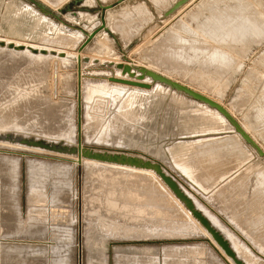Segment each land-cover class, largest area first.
Here are the masks:
<instances>
[{
  "label": "rangeland",
  "instance_id": "obj_1",
  "mask_svg": "<svg viewBox=\"0 0 264 264\" xmlns=\"http://www.w3.org/2000/svg\"><path fill=\"white\" fill-rule=\"evenodd\" d=\"M21 1L30 8H33L46 20H51L55 25L53 30L41 29L36 38L21 39L16 37L15 39V36L13 37L10 35L9 31L11 25L13 27H17L18 24L15 21H11V24L6 23L7 21H5L2 17L6 8L5 6L9 0H0V38H9L10 36V39H15V41L18 40L22 43L25 42L26 44H35L43 47L47 51L44 54L43 52L38 53L39 51L29 52L26 49L23 50L24 47L21 49L18 48L19 50L17 51V48L15 49L13 47L11 49L10 47H2L3 44L0 45V47H2L0 48V63H3L6 66L0 77V264H78L79 232L82 233V236L84 235L88 227V223L86 222L87 217L90 218V224L93 230L96 229V226H108L113 219L111 215L112 209L110 207L113 202H117L119 204L127 203L130 205H138L139 207L144 208L146 207L149 215H152V213H150V209L154 205L156 210L160 213L159 218H153L156 223L163 225L167 222L173 223V221H175L174 219L169 220L167 216L172 218L177 217L178 219L184 218L192 221L193 224L195 223L194 225L198 228V231L201 230L199 232L203 233V229L198 226V224L196 225L197 222L192 217H189L185 208L175 200L159 179L154 175L151 177L149 175L150 173H147L148 176L143 173L139 174L138 172L136 175H130L128 169H112L114 167H106L103 169V175H101L104 180H97L95 182L96 186H93L89 193L88 191L83 190L85 178L83 166L80 167L82 169L81 177L79 178V166H76L72 178V164L77 161L76 158H71L69 156L62 157L59 154H45L34 150L24 151V148L4 144V142L11 144L19 143L5 140L2 137L7 135L16 138H25L26 140L32 137L29 140H42L55 145L62 143V145L68 148L76 147L78 139L79 85L82 84V86L80 85L82 88V145H85L84 147L86 148L99 151L142 154V152L138 149L122 148L114 143L111 144L106 140L97 137L98 131H103L104 126L106 127L107 123L111 124L114 122L112 127L106 130L107 133L117 135V133H119L117 130L119 131L121 129L120 121L117 118V115H120L121 108L119 109V107L122 106L123 101L125 102V97H123V99L121 98L123 101L121 99V101H119L117 100L118 98L115 99L113 97L112 92L117 90L119 92L124 91L123 93L126 94L127 92L132 93L135 91V89L132 90L133 88L131 87H123L122 85H117V83L107 80L109 77L120 76L117 64L110 66L102 64L104 60H113L116 63H122L124 65L129 64L130 67L133 66L132 68L134 70H137L140 67H146L154 70L155 72H158L219 102L232 113V115L242 124L244 128L247 127V123L249 124H247L248 128L252 127L253 133L250 129L249 134L264 150V0H246L248 4L251 5V8H256L258 18L252 13L247 11L243 12V8L237 6L239 9L237 7L232 9L231 6H228V9H230L227 12L228 17L226 21L228 24V30H225V32L221 33V35H217L213 38L216 41V44L214 43V45H211L204 39L197 38L195 36L186 38L180 32L179 28L176 29V25L181 23L182 20V23H190L192 25L191 15H193L194 18L199 16L200 21H203L204 16L206 18L212 17L213 13L208 15V13L205 12L207 10L206 6H209L213 1L164 0L163 2L167 4L171 2L169 7L165 9L166 11L163 10L162 12L157 13L152 8L154 17L149 23L146 25L143 24L151 16L143 18L139 25L126 28L127 30L125 29L127 32L124 31L123 37L124 39H129V42H126L127 46L125 45V41L122 40L118 34L114 35L113 32L110 33L111 31L109 29L102 30L107 33V36H109V38L105 39V43L112 49L113 54L111 55L113 58L110 55H103L102 57L98 56V58H100L98 62L88 65L85 63L81 64L74 59L75 54L79 51L77 49H80L90 32L101 26V6L115 5L120 0H107V3L96 1V4L92 7H83L81 4L75 5V0ZM140 1L144 0H123L122 3L117 4L112 9L120 11L125 6L134 5ZM209 1L210 3H208ZM198 7L201 9L199 10ZM226 11L227 10H225V14ZM72 12L84 14H80L76 17L71 16V20L69 13ZM88 14H92L91 16H94L95 20L88 19ZM221 14L222 12L217 13V15ZM222 20L223 22L220 26L225 27V19ZM94 22L95 24H93ZM256 24H259L258 27ZM45 33L48 34L46 35ZM63 34H74L79 38L77 44L75 45L76 47L74 46L75 49L74 47L66 49L58 43V39ZM168 36L171 38H168ZM223 37H228V40L224 41ZM167 38L169 41L171 39V41L167 42ZM174 38H176L175 41L173 40ZM179 38L183 39L182 41H184L185 45L188 46L187 48L192 45H196V48L199 51L207 53L206 55L210 53L215 55L217 58L219 57V59L220 57L223 60L226 58L228 66L223 69L221 68L222 66L220 67L216 64L218 66L216 67L215 64H210L208 62L209 60L206 59L205 61L204 56L199 57V59L197 58V60L195 59L196 62L190 65H187L182 61L175 60L171 54L177 52L176 50L179 49L178 47H181L179 44ZM99 39L102 40L103 37H95L90 42L88 47L84 49L85 52L82 51L83 53L80 54L81 57L89 56L92 59L97 58L94 49L99 45ZM130 40L133 41L131 42ZM157 41L158 43L156 44ZM166 42L169 46L166 45ZM171 42H173V44L177 43L180 46L177 44L173 45ZM167 47L169 50L166 49ZM173 47L176 50H174ZM88 48H90V51ZM167 50L169 53H167ZM226 61L223 63L226 64ZM70 63L74 65H71ZM57 64L59 65L57 66ZM184 66L190 67L185 68ZM75 67H77V69ZM6 70L10 71L11 75ZM151 85L152 89L155 90L157 86L154 83ZM108 87L110 90H108ZM161 93L164 94V92ZM170 94H174V91L169 90L168 96H171ZM177 96H181V98L185 97L187 102L189 100L193 107H198V104L191 101L194 100L192 97L179 91H177ZM185 98H182V101L185 102ZM105 100H108L107 103ZM207 112L212 113L210 109H208ZM247 113L249 116H247ZM244 115L250 119L251 124L249 123V119ZM256 118L263 121L257 122L258 120ZM243 121H245V125H243ZM256 127L259 128V130ZM65 130H67V132L70 131L68 133H72L76 139L75 143H69L72 145L70 147L67 146V142L62 136ZM228 133L229 135L232 134L228 130H221L196 136L168 137L167 140L164 141V144L166 145H171L173 142L179 140H189L193 142L192 146L194 149L191 147L193 150L191 149L189 154L186 157H183L184 159L180 157V167L183 168L185 172L175 167L173 165L175 164L173 161L169 165L161 162L160 164L182 186L185 192L191 196L194 204L197 207L199 206L202 210H199L202 214H205L206 212L209 216L216 218L218 221L220 220L221 222L219 221V224H221V227L226 232H230L231 235L234 234V238L243 246L248 248L250 257L254 262L252 264H264V180L257 178V175L259 174L264 175V159L261 158L256 151L254 152L252 149L253 147L246 142L245 143L250 151V153L247 154L249 156L246 157L244 154L239 156L240 158L234 156L229 157L228 154H226L225 158H214L212 160L213 162L215 159H220V161L214 162L215 164L211 163L212 165H208L207 160H209L210 163L211 157L207 156V152H204V154L207 153V155L205 154L207 157H204L205 155L200 153L205 149L204 141L211 142V139H213L212 141H217L222 137L224 138L228 136ZM210 134L213 136H210ZM183 142L186 143V141ZM201 143L203 145H201ZM244 150L245 149H243V151ZM143 155L151 160H155L145 154ZM202 156L204 157L203 160H201ZM156 162L159 161L156 160ZM201 163L204 164L202 165ZM234 165L235 168L233 167ZM189 172L190 174H188ZM131 173L135 172L131 171ZM139 175L144 177L143 180H146V177H151L152 180L150 178L149 179L155 185L157 184L156 186L153 184L155 187L154 189L156 190L149 189L148 187V190H146V186H141L140 188L138 186L140 185V181L135 178ZM126 177L129 178V180L131 179V181L126 180ZM154 180L156 182H154ZM135 182L137 184H133ZM162 192L164 193L162 194ZM238 193L241 196H239ZM88 195L92 196L91 200ZM169 197L170 199H173L168 200ZM80 202L81 207H79ZM148 203L151 205H148ZM170 205H172V207ZM175 205L177 208L179 205V208L177 209ZM243 206L246 207L243 208ZM88 213L91 217H89ZM181 213H185V215L182 214V216ZM130 217H132L131 219H144L141 215L138 216L137 214L133 216L131 215ZM261 218L263 219V223L261 222L260 225L255 226V223H258ZM77 219L79 223H77ZM107 219L110 222L107 221ZM114 221L115 219H113L112 222ZM240 229H242V231ZM70 232L72 233V236H74V240H72L73 237L70 236ZM203 234L201 238L178 239L177 241L150 240L139 242H117L109 240L108 246L105 249L107 254V264H114L113 248L120 245H168L169 247L177 248L169 249L170 251L174 252L177 250L180 252L176 255L169 254L166 257H161L162 259H159L160 262L158 264H172L170 261H175L177 262L176 264H180L181 262L183 264H193L198 261V263L194 264H232L223 252L217 248L215 244L209 241V237L206 233L204 235ZM53 239L56 240L54 241ZM82 241H85L84 236L82 237ZM255 242L257 244H255ZM72 247H74V252L71 250ZM190 247H198V249H195L196 251L191 249V252L194 251L193 254L187 255V248ZM246 247L245 249H247ZM87 254V250L84 248L83 244L82 264H101L98 260L95 261V259L89 258ZM142 258L148 260L146 257ZM164 258H166L165 262H163Z\"/></svg>",
  "mask_w": 264,
  "mask_h": 264
},
{
  "label": "bare ground",
  "instance_id": "obj_2",
  "mask_svg": "<svg viewBox=\"0 0 264 264\" xmlns=\"http://www.w3.org/2000/svg\"><path fill=\"white\" fill-rule=\"evenodd\" d=\"M96 1H99L101 3H107V0H84L83 3L81 4V6L83 7H92L93 5L96 4ZM164 0H144V1H140L134 5H127L124 8H122V10L120 11H115L113 9H110L107 11L106 13V25L108 27V29L111 31L110 33L113 32V34H118L122 40L125 41V45L126 42H129V39H124L123 34L126 28L129 27H134L135 25H139L140 22H142L143 18H148L149 19L146 21L145 19V23H143L144 25H146L147 23H149L152 19H153V14L152 13V8L157 12L160 13L163 10L167 9L169 7V5L171 4V2L169 4L163 2ZM193 1V0H192ZM206 1V0H205ZM213 1L209 6H206L207 10L205 13L211 14L213 13L212 17H207L206 18L204 16L203 21H200V17L198 16L197 18L193 17V15H191V22L193 23L192 25L189 23H179L176 25V29L179 28L180 32L183 34V36H185L186 38L188 37H197V38H202L205 41L209 42V44H213L216 42L215 39H213L215 36L217 35H221V33L225 32V30H228V24L226 23L227 21V12L229 7L231 6L232 9L236 8L237 6L240 8H243L244 10H242L243 12H249L252 13L254 15L257 16L258 18V14L256 11V8L253 9L251 8V5L248 4V2L246 0H210ZM210 1L208 3H210ZM218 1V2H217ZM246 1V2H245ZM249 1V0H248ZM191 2V1H190ZM238 5H237V3ZM45 3V2H44ZM67 3V2H66ZM173 3V2H172ZM107 5V4H106ZM31 6V5H30ZM49 6V5H48ZM63 6V5H62ZM6 7V8H5ZM5 11L3 13V19L5 21H7L6 23H10L12 22H16L18 25L17 27H13L11 25L10 27V35H12L15 39L16 37H19L21 39H26V38H36L37 35L40 33L41 29H48V30H53L54 29V23L51 20H46L44 17H42L40 14H38V12H36L33 8H30L29 6H27L24 2H22L21 0H9V2L6 4L5 6ZM33 7V6H32ZM51 7V6H50ZM171 7V6H170ZM183 7V6H182ZM202 7V6H201ZM237 7V8H238ZM53 8V7H52ZM197 8V7H196ZM204 8V7H203ZM202 8V9H203ZM92 9V8H91ZM182 9V8H181ZM199 9V7H198ZM201 9V8H200ZM199 9V10H200ZM231 9V10H232ZM239 9V8H238ZM184 10V9H182ZM225 10L226 14H225ZM166 11V10H165ZM197 11V10H196ZM181 12V11H180ZM204 12V11H203ZM218 12H222L221 15H217ZM164 13V12H163ZM202 13V12H201ZM216 13V14H215ZM230 13V12H229ZM80 14H84V13H78V12H72L69 13V17H76ZM192 14V13H190ZM86 15V14H85ZM92 15V14H91ZM91 15H87L88 19L93 20L94 16ZM156 15V14H155ZM180 15V14H179ZM183 15V14H182ZM196 15V14H195ZM223 15V17H222ZM159 16V15H158ZM162 16V15H161ZM175 16V15H174ZM173 16V17H174ZM187 16V15H186ZM197 16V15H196ZM211 16V15H210ZM71 17V20H72ZM81 18V17H80ZM181 18V16H180ZM249 18V17H248ZM256 18V17H255ZM69 19V18H68ZM66 19V20H68ZM189 19V18H188ZM225 19V27L220 26L222 25L223 20ZM252 19V18H251ZM262 19V18H261ZM70 20V19H69ZM95 20V19H94ZM100 20V19H99ZM161 20V19H159ZM241 20V19H240ZM81 21V19H80ZM135 21V23H134ZM164 21V19H163ZM179 21V22H180ZM232 21V20H230ZM244 21V20H243ZM3 22V21H1ZM69 22V21H68ZM74 22V21H73ZM87 22V21H86ZM133 22V23H132ZM144 22V21H143ZM5 23V24H6ZM79 23V22H78ZM89 23V22H88ZM231 23V22H230ZM263 23V22H262ZM13 24V23H12ZM59 24V23H58ZM90 24V23H89ZM95 24V22L93 23ZM219 24V25H218ZM241 24V23H240ZM252 24V23H251ZM254 24H255V19H254ZM253 24V25H254ZM15 25V24H14ZM63 25V24H61ZM79 25V24H78ZM84 25V24H83ZM150 25V24H149ZM257 25V24H256ZM259 25V24H258ZM257 25V27H258ZM2 27V25H1ZM245 27V25H244ZM85 28V27H84ZM226 28V29H224ZM234 28V25H233ZM65 29V28H64ZM69 29V28H67ZM83 29V27H82ZM86 29V28H85ZM91 29V28H90ZM98 29V28H96ZM95 29V30H96ZM136 29V28H135ZM175 29V30H176ZM246 29V27H245ZM9 30V29H8ZM56 30V29H55ZM93 30V31H95ZM127 30V29H126ZM247 30V29H246ZM1 31V30H0ZM75 31V30H74ZM73 31V32H74ZM91 31V30H90ZM92 31V32H93ZM178 31V30H177ZM231 31V30H230ZM3 32V31H2ZM80 32V31H79ZM92 32H90L89 34H91ZM127 32V31H125ZM248 32V31H247ZM259 32V31H258ZM150 33V32H149ZM241 33V32H240ZM255 33V32H254ZM2 34V33H1ZM46 34V33H45ZM48 34V33H47ZM46 34V35H47ZM88 34V35H89ZM52 35V34H51ZM55 35V34H54ZM80 35V34H79ZM84 35V34H83ZM234 35V34H233ZM1 36V35H0ZM3 36V35H2ZM42 36V35H41ZM82 36V35H80ZM100 37L102 36L103 39L100 40L99 39V45L94 49V52L96 53L95 55L97 56V58H91L89 56H84L81 57V53L78 51L75 56L74 59L82 64H91V63H96L98 62V60H100V58H98V56L102 57L103 55H110L113 54L112 49L110 48V46H108L105 43V39L109 38V36H107L106 32H99L98 35L96 37ZM117 36V35H116ZM126 36V35H125ZM170 36V35H169ZM168 38H171L169 37ZM6 37V36H5ZM52 37V36H51ZM141 37V36H140ZM165 37V36H164ZM231 37V36H230ZM166 39L167 42H170L169 39ZM224 38V37H223ZM236 38V37H235ZM15 39H10L9 38H0V45L3 44L2 47H10L11 49L14 47L15 49L17 48V51L19 50L18 48H23L28 50L29 52H36L39 51L43 52V54L45 52H47L43 47H40L38 45L35 44H31L28 43L26 44L25 42H19L18 40L15 41ZM20 39V41H21ZM83 39V38H82ZM81 39V40H82ZM135 39V38H134ZM161 39V38H160ZM163 39V38H162ZM180 39V45L181 47H178L179 49H173L176 50L177 52H172L173 54V58L175 60H179L182 61L183 63L190 65L192 63H195V59L197 60V58L199 59V57L204 56L205 61L206 59L209 60L208 62L210 64H215L216 67L218 66H222L221 68L224 69V67L228 66L226 58L225 60L219 59V57L217 58L215 55L212 54H208L204 53L202 51H199L195 46H191L189 48H187L188 46L185 45L184 41H182L183 39ZM178 39V40H179ZM222 39V38H221ZM39 40V39H38ZM79 38L77 36H75L74 34H63L59 39H58V43L61 44L64 48L68 49V48H72L74 47L77 42H78ZM98 40V39H97ZM174 41L176 40V38L173 39ZM172 40V41H173ZM220 40V39H218ZM224 41L228 40V37L223 39ZM237 40V39H236ZM115 41V40H114ZM131 41V40H130ZM133 41V40H132ZM131 41V42H132ZM154 41V40H153ZM186 41V40H185ZM198 41V40H196ZM96 42V41H94ZM93 42V43H94ZM166 42V43H167ZM123 43V42H122ZM154 43V42H153ZM152 43V44H153ZM158 43V41L156 42V44ZM173 44V42H171ZM170 44V43H169ZM177 44V43H174ZM173 44V45H174ZM216 44V43H215ZM97 45V44H96ZM130 45V44H129ZM164 45V44H163ZM167 46L168 43L166 44ZM165 45V46H166ZM178 45V44H177ZM178 45V46H180ZM219 45V44H218ZM71 46V47H70ZM114 46V45H113ZM127 46V45H126ZM216 46V45H215ZM0 47V48H2ZM76 47V46H75ZM74 47V49H75ZM88 47V46H87ZM127 48V47H125ZM172 48V46H171ZM7 49V48H6ZM9 49V48H8ZM90 51V48H88ZM166 49L169 50V48L167 47ZM232 49V48H231ZM79 50V49H77ZM167 50V53H169ZM223 50V49H222ZM14 51V49H13ZM52 51V50H50ZM75 51V50H74ZM84 51V50H83ZM157 51V49H156ZM53 52V51H52ZM73 52V51H72ZM85 52V51H84ZM116 52V51H115ZM171 52V50H170ZM1 53V52H0ZM4 53V52H3ZM62 53V52H61ZM64 53V52H63ZM49 54V53H48ZM79 54V55H77ZM86 54V53H85ZM129 54V53H128ZM221 54V53H220ZM36 55V54H35ZM47 55V54H46ZM51 55V54H49ZM57 55V53H56ZM67 55V54H65ZM70 55V53H69ZM59 56V54H58ZM73 56V55H72ZM164 56V55H163ZM166 56V55H165ZM170 57V56H169ZM172 57V56H171ZM66 58V57H65ZM109 58V57H108ZM113 58V56H112ZM48 59V58H46ZM73 59V60H74ZM105 59V57H104ZM56 60V59H55ZM58 60V59H57ZM64 60V59H63ZM71 61V60H70ZM173 61V60H171ZM226 61V64L223 63ZM53 62V61H52ZM170 62V59H169ZM177 62V61H176ZM23 63V62H22ZM69 63V62H68ZM174 63V62H173ZM180 63V62H179ZM42 64V63H41ZM49 64V63H48ZM61 64V63H60ZM63 64V63H62ZM71 64V63H70ZM100 64V63H99ZM98 64V65H99ZM103 65L105 66H110L113 64H117L119 72H120V76L119 77H113L116 79H122V80H126V81H134L136 83H142V84H146V85H150L149 89L146 88H141V87H135V86H129V85H124V84H119L117 83V85H122L123 87H131L133 88L132 90L135 89L134 92L129 93V92H125L126 94H124L123 92H119L117 90H114L112 92V95L115 99L121 101L123 99V97H125V102H122V106L119 107V109L121 108V112L120 115H117V118L120 121V125H121V129L117 132V135L111 134V133H107L106 130H108V128H111L112 125L114 124V122H112L111 124L107 123V126H104L103 131H98V136L104 140H106L107 142L111 143V144H116L120 147H124V148H131V149H138L142 152V154H131V153H120V152H106V151H99V150H94V149H89L86 147H82V152L81 155L79 156L78 154H74V155H69V154H62V153H56V152H52V151H48L42 148H35V147H28L26 145H21V144H11V143H5L7 145H12V146H18L21 148H24L23 150H34V151H39L45 154H59L62 157L63 156H69L71 158H76L77 161H75L74 164H72V178L74 175V171L76 166H80L78 165V162H81V166L84 167V171H85V178H84V187L83 190L88 191L90 193V190L92 189V187L96 186L95 182L97 180H104L103 177H101V175H103V169L106 167H114L112 169L115 168H125L128 169V171L131 174H135L138 172L143 173L145 175H147V173H150L149 175L152 177L153 175L155 177H157L159 179V181L164 185V187L171 193V195L175 198V200L177 202H179V204H181L185 210L188 212L187 214L189 215V217H192L198 224V226H200L203 231L206 233V235L209 237V241L213 244H215L217 246V248H219L223 254L232 262V264H252L254 263L252 258L250 257V252L248 251V248L246 246H243L240 242H238V240H236L234 238V234H230V232H226L222 227L221 224H219V221L216 218H213L211 216H209L206 212L205 214L203 213V216L206 218V221L209 222L210 226L208 227V225H205L202 223L201 220V216H196L193 213V209H190L189 207L186 206V198H189L191 201H193V199L191 198V196L185 192V190L182 188V186L174 179L171 177V175L166 171V169L160 165L159 163H164L166 165H169L172 163V161L175 163L173 164L175 167L179 168L181 171L185 170L183 168L180 167V157H186L189 152L191 151V147H193V142L189 141V140H179V141H175L173 142L171 145H166L164 144V141L167 140L168 137H175V136H196V135H203L206 134L208 132H212V131H221V130H228L230 133H232L231 135H229L226 137H222L221 139L217 140V141H212L213 139H211V142L209 141H204V145H205V149L203 151H201V154H204V152L208 157L210 158V163L209 160H207L208 165H212L211 163L214 162H218L220 161V159H215L214 162L212 161L214 158H221L226 156V154H228L229 157H237L240 158L239 156H242L243 154L246 156L248 153H250L249 148L247 146V144L245 143V141L243 140V138L240 136L239 133L236 132L235 128L228 122V120L222 115L220 114L216 109L211 108L210 106L197 101V100H191L193 103L198 104V107H193V105L190 104L189 100L187 102V99L185 97L186 101H182L181 96H177V90H173L171 89V87L162 84L160 82H154L153 79L151 77H149L148 75H144L142 73V69H146L149 71H153L151 69H148L146 67H140L137 70H134L132 67L128 65H124L122 63H116L113 60H104L102 62ZM218 66H217V65ZM59 64H57L58 66ZM74 65V64H71ZM97 65V66H98ZM181 65V64H179ZM183 65V64H182ZM194 65V64H193ZM53 66V65H51ZM49 66V67H51ZM67 66V65H66ZM101 66V65H100ZM5 65L3 63H0V77L4 72L5 69ZM65 67V66H64ZM80 67V66H79ZM128 67V70L125 71V69ZM180 67V66H179ZM182 67V66H181ZM185 67V66H184ZM187 67V66H186ZM185 67V68H186ZM190 66H188L187 68H189ZM45 68V67H44ZM53 68V67H52ZM56 68V67H55ZM59 68V67H58ZM69 68V67H67ZM77 69V67H75ZM82 68V67H81ZM80 68V69H81ZM61 69V68H59ZM57 69V70H59ZM220 69V68H219ZM12 70V69H11ZM48 70V69H47ZM8 71V70H6ZM49 71V70H48ZM82 71V70H81ZM10 74V71H8ZM39 72V71H38ZM37 73V72H36ZM163 77H166L158 72H155ZM5 74V73H4ZM44 74V73H43ZM80 74V73H79ZM82 74V73H81ZM11 75V74H10ZM49 76V75H48ZM112 78V77H109ZM109 78L107 80H109ZM168 78V77H166ZM47 79V78H45ZM43 79V80H45ZM170 79V78H168ZM172 80V79H170ZM19 81V80H18ZM174 81V80H172ZM43 82V81H42ZM60 82V81H58ZM176 82V81H174ZM39 83V82H38ZM152 83H154L157 87L155 88V90L152 89ZM178 83V82H177ZM60 84V83H59ZM180 84V83H179ZM82 86V84H80ZM183 85V84H181ZM185 86V85H184ZM25 87V86H24ZM41 87V86H40ZM107 87V86H106ZM187 87V86H186ZM81 88V87H80ZM109 88V87H108ZM189 88V87H188ZM115 89V88H114ZM192 89V88H189ZM82 90V88H81ZM110 90V88L108 89ZM113 90V89H112ZM119 90V89H118ZM143 90V91H142ZM169 90L174 91V94H170L169 95ZM194 90V89H192ZM116 91V92H115ZM147 91V92H145ZM197 93H200L196 90H194ZM82 92V91H81ZM160 92V93H159ZM161 92H164L161 93ZM105 93V92H104ZM31 94V93H30ZM108 94V93H107ZM202 94V93H200ZM179 95V94H178ZM204 95V94H202ZM28 96V95H27ZM111 96V95H110ZM184 96V95H183ZM206 96V95H204ZM208 97V96H206ZM103 98V97H102ZM110 98V97H109ZM122 98V99H121ZM209 99H211L210 97H208ZM121 99V100H120ZM213 100V99H211ZM106 101V100H105ZM108 101V100H107ZM106 101V103H107ZM214 102L220 104L219 102L213 100ZM97 102V101H96ZM126 105H125V104ZM54 104V103H53ZM58 105V104H57ZM64 105V104H63ZM221 105V104H220ZM264 105V104H263ZM55 106V104H54ZM70 106V105H68ZM90 106V105H89ZM223 106V105H222ZM60 107V106H59ZM104 107V106H103ZM110 107V105H109ZM224 107V106H223ZM116 108V107H115ZM210 109V111H212V113H208L207 110ZM225 108V107H224ZM263 108V107H262ZM226 109V108H225ZM92 110V109H91ZM97 110V109H96ZM227 110V109H226ZM260 110V109H259ZM262 110V109H261ZM94 111V110H93ZM228 111V110H227ZM231 115L232 113L230 111H228ZM258 112V111H257ZM94 113V112H93ZM248 114V113H247ZM259 114V112H258ZM264 114V113H263ZM96 116V115H94ZM233 116V115H232ZM246 116V115H244ZM249 116V114L247 115ZM246 116V118H248ZM254 116V115H253ZM252 116V118H253ZM234 117V116H233ZM258 117V116H257ZM262 117V116H260ZM40 118V117H39ZM235 118V117H234ZM263 118V117H262ZM261 118V119H262ZM236 119V118H235ZM245 119V118H244ZM249 119V118H248ZM254 119V118H253ZM257 119V118H256ZM259 119V118H258ZM257 119V120H258ZM27 120V119H26ZM44 120V118H43ZM237 120V119H236ZM256 120V121H257ZM264 120V119H263ZM262 120V121H263ZM49 121V120H48ZM238 121V120H237ZM247 121V120H246ZM260 120H258L257 122H259ZM260 121V122H262ZM41 122V121H40ZM52 122V121H51ZM239 122V121H238ZM245 125V121H243ZM248 122V121H247ZM30 123V122H28ZM35 123V122H34ZM240 123V122H239ZM249 123H250V119H249ZM255 123V122H254ZM36 124V123H35ZM248 124V123H247ZM246 124L247 127H243L242 124L240 123V125L243 127V129L246 131V133L249 134V130L251 129L252 132V127L248 128V125ZM251 124V123H250ZM253 124V123H252ZM258 124V123H257ZM256 124V125H257ZM25 125V124H23ZM32 125V124H31ZM111 125V126H110ZM260 125V124H259ZM258 125V126H259ZM38 126V125H37ZM48 126V125H46ZM252 126V125H251ZM255 126V125H254ZM257 126V127H258ZM261 126V125H260ZM264 126V125H263ZM15 127V126H14ZM34 127V126H33ZM256 127V128H257ZM41 128V127H40ZM255 128V127H254ZM259 130V128H257ZM261 129V128H260ZM6 130V129H5ZM257 131V130H256ZM70 132V131H68ZM67 130H65V132L63 133V137L65 139V141L67 142V146H72L69 143H75L76 139L74 138L72 133H68ZM255 132V131H254ZM258 132V131H257ZM253 133V132H252ZM2 134V133H1ZM5 134V133H4ZM3 134V135H4ZM256 134V133H255ZM254 134V135H255ZM6 135V134H5ZM212 134H210L211 136ZM216 135V134H215ZM220 135V134H219ZM250 135V134H249ZM253 135V134H252ZM7 136V135H6ZM20 136V135H19ZM207 136V135H206ZM209 136V135H208ZM213 136V135H212ZM251 136V135H250ZM176 137V138H177ZM200 137V136H199ZM219 137V136H218ZM252 137V136H251ZM32 138V137H31ZM29 138V139H31ZM213 138V137H212ZM25 139V138H24ZM28 139V140H29ZM192 139V138H191ZM204 139V138H203ZM252 139L257 143V141L252 137ZM177 140V139H176ZM197 140V139H196ZM215 140V139H214ZM42 141V140H41ZM183 141H186V143H184ZM193 141V140H192ZM46 142V141H45ZM57 144V143H56ZM62 144V143H61ZM258 144V143H257ZM74 145V144H73ZM196 145V144H195ZM201 145H203L201 143ZM259 145V144H258ZM114 146V145H113ZM260 146V145H259ZM88 147V146H87ZM199 147V146H198ZM112 149V148H111ZM194 149V147H193ZM192 149V150H193ZM243 149H245L243 151ZM253 151L255 152L256 150L254 148H252ZM110 150V149H109ZM201 150V149H200ZM127 151V150H126ZM137 152V151H136ZM198 152V151H197ZM196 152V153H197ZM245 152V153H243ZM257 152V151H256ZM143 154L154 158L155 160H151L149 158H147L146 156H144ZM195 154V153H194ZM204 154V155H205ZM224 154V155H223ZM204 157H207V156ZM210 155V156H209ZM58 156V155H56ZM227 156V157H228ZM202 156V159L204 158ZM193 158V157H192ZM60 159V157H59ZM172 159V160H171ZM184 159V158H183ZM209 159V158H208ZM223 159V158H222ZM243 159V158H242ZM250 159V158H249ZM159 161V162H156ZM200 160V161H201ZM235 160V159H234ZM244 160V159H243ZM248 160V158H247ZM199 161V162H200ZM246 161V159H245ZM198 162V161H197ZM204 162V161H203ZM235 162V161H234ZM58 163V162H57ZM65 163V162H64ZM184 163V162H183ZM182 163V164H183ZM205 163V162H204ZM204 163H201L202 165ZM207 164V163H205ZM215 164V163H214ZM235 164V163H234ZM185 165V164H183ZM223 165V164H222ZM233 165V164H232ZM253 165V164H252ZM231 167V166H230ZM235 168V165L233 166ZM253 167V166H252ZM205 168V167H204ZM118 169V170H119ZM186 169V168H185ZM232 169V168H231ZM122 170V169H121ZM124 170V169H123ZM187 170V169H186ZM264 170V169H263ZM126 171V170H125ZM131 171L135 172V173H131ZM191 171V170H190ZM254 171V170H253ZM128 172V173H129ZM178 172V171H177ZM213 172V171H212ZM215 172V171H214ZM262 172V171H261ZM124 173V172H123ZM127 173V174H128ZM210 173V172H209ZM228 173V172H226ZM225 173V174H226ZM231 173V172H230ZM180 174V173H179ZM190 174V172L188 173ZM192 174V173H191ZM138 175V174H137ZM143 175V176H145ZM217 175V174H216ZM228 175V174H227ZM226 175V176H227ZM253 175V174H252ZM251 175V176H252ZM148 176V175H147ZM219 176V175H218ZM224 176V175H223ZM122 177V176H121ZM120 177V178H121ZM128 177V176H127ZM126 177V180H129V178ZM151 177H149L151 179ZM194 177V176H192ZM201 177V176H200ZM217 177V176H216ZM71 178V179H72ZM113 178V177H112ZM123 178V177H122ZM125 178V177H124ZM132 178V177H131ZM137 180H139L140 185H138L140 188L141 186L145 187L146 190L147 187L149 189H154V183L146 177V180H143L144 177H142L141 175H139L138 177H135ZM154 178V177H153ZM214 178V177H213ZM248 178V177H247ZM258 179L264 180V175L263 174H259L257 175ZM155 179V178H154ZM186 179V178H184ZM217 179V178H216ZM243 179V176H242ZM78 180V179H77ZM108 180V179H107ZM125 180V181H126ZM135 180V179H134ZM187 180V179H186ZM113 181V180H112ZM122 181V180H120ZM124 181V182H125ZM131 181V179L129 180ZM128 181V183H129ZM259 181V180H258ZM94 182V183H93ZM127 182V181H126ZM137 182V181H136ZM133 183V184H137V183ZM152 182V183H151ZM154 182H156L154 180ZM187 182V181H186ZM260 182V181H259ZM74 183V182H73ZM83 183V182H82ZM115 183V182H113ZM118 183V182H117ZM151 183V184H150ZM190 183V182H189ZM214 183V182H213ZM252 183V182H251ZM261 183V182H260ZM264 183V182H263ZM120 184V183H119ZM122 184V182H121ZM124 184V183H123ZM154 184V185H153ZM159 184V182H158ZM171 184H175L177 189L180 191V193L182 194L183 197H180L177 195L175 189H173L171 187ZM191 184V183H190ZM258 184V183H257ZM78 185V184H77ZM81 185V184H80ZM125 185V184H124ZM132 185V184H131ZM157 185V184H156ZM155 185V186H156ZM193 185V184H191ZM242 185V184H241ZM250 185V184H249ZM260 185V184H259ZM127 186V184H126ZM240 186V185H239ZM161 187V185H160ZM159 187V188H160ZM195 187V186H193ZM226 187V186H225ZM224 187V188H225ZM238 187V186H237ZM243 187V186H242ZM241 187V188H242ZM259 187V186H258ZM264 187V186H263ZM197 188V187H195ZM214 188V187H213ZM262 188V187H261ZM143 189V188H142ZM158 189V188H157ZM156 190V189H154ZM160 190V189H159ZM198 190V189H197ZM220 190V189H219ZM238 190V189H237ZM125 191V190H124ZM132 191V190H131ZM142 191V190H141ZM140 191V192H141ZM144 192H146L145 190H143ZM153 191V190H152ZM227 191V190H226ZM127 192V190H126ZM134 192V191H133ZM143 192V193H144ZM148 192V191H147ZM210 192V191H209ZM225 192V191H223ZM138 193V192H137ZM142 193V192H141ZM150 193V192H149ZM164 192H162L163 194ZM202 193V192H201ZM234 193V192H233ZM240 193V192H239ZM238 193V195H239ZM263 193V192H262ZM147 194V193H146ZM154 194V192H153ZM156 194V193H155ZM160 194V193H159ZM166 194V193H165ZM164 194V195H165ZM235 194V193H234ZM242 194V193H241ZM124 195V194H123ZM149 195V194H148ZM209 195V194H208ZM237 195V194H236ZM90 200L92 199L91 195H88ZM151 196V195H150ZM158 196V194H157ZM162 196V195H161ZM169 196V195H168ZM167 196V197H168ZM205 196V195H204ZM241 196V195H239ZM130 197V196H129ZM142 197V196H141ZM155 197V196H154ZM164 197V196H163ZM166 197V195H165ZM247 197V196H245ZM244 197V198H245ZM262 197V196H261ZM196 198V197H195ZM229 198V197H228ZM227 198V199H228ZM235 198V197H233ZM114 199V198H113ZM119 199V198H118ZM132 199V198H131ZM136 199V198H135ZM156 199V197H155ZM173 199V198H172ZM169 199L168 200H172ZM116 200V199H115ZM127 200V199H126ZM125 200V201H126ZM129 200V199H128ZM146 200V199H145ZM144 200V201H145ZM150 200V198H149ZM198 200V199H197ZM229 200V199H228ZM234 200V199H232ZM237 200V199H236ZM247 200V198H246ZM251 200V199H249ZM258 200V199H257ZM153 201V199H152ZM123 202V200H122ZM156 202V201H155ZM175 202V201H174ZM234 202V201H233ZM245 202V201H244ZM124 203V202H123ZM132 203V202H131ZM135 203V202H134ZM140 203V202H139ZM172 203V201H171ZM176 203V202H175ZM194 203V202H193ZM250 203V202H249ZM143 204V203H142ZM147 204V203H146ZM150 203H148L149 205ZM168 204V203H167ZM177 204V203H176ZM227 204V203H226ZM241 204V203H240ZM251 204V203H250ZM258 204V203H257ZM144 205V204H143ZM151 205V204H150ZM245 205V204H244ZM172 207V205H170ZM261 206V205H260ZM111 209H112V217L113 219H115L114 222L113 219L110 222L108 219L107 221L110 222V224H108V226L105 227H95L96 229L93 230L91 228V224H90V218L87 217L86 222L88 223V227L84 233V237H85V241L82 243V245L84 244V248L87 250V255L89 258L91 259H95L98 260L99 263L101 264H107V254H106V248L108 246V242L109 240H114L117 242H134V241H150V240H178V239H196V238H201L202 232H199L201 230L198 231V228L193 224L192 221L188 220V219H178L176 218H172L167 216V218L169 220L174 219L175 221L172 222H167L166 224L160 225V223H156V221L153 219L155 218H159L160 213L158 210H156V208L153 207L150 209V213H152V215H149L148 210H146L147 208L145 207H139L138 205H130L127 203L124 204H119L117 202H113L111 204ZM150 207V206H149ZM158 208H160L159 206H157ZM174 207V206H173ZM175 207L177 208V206L175 205ZM182 207V208H183ZM246 207V206H245ZM243 206V208H245ZM250 207V206H249ZM162 208V207H161ZM168 208V207H167ZM170 208V207H169ZM175 208V209H176ZM179 208V205H178ZM177 208V209H178ZM235 208V207H234ZM91 209V208H90ZM174 209V208H173ZM176 209V210H177ZM162 210V209H160ZM181 210V209H180ZM179 210V212H180ZM197 210H201L200 207L196 206L194 204V211L197 212ZM236 210V209H235ZM250 210V209H249ZM255 210V209H254ZM182 211V210H181ZM202 211V210H201ZM221 211V210H220ZM246 211V210H245ZM253 211V210H252ZM91 212V211H90ZM162 212V211H161ZM171 212V210H170ZM184 212V210H183ZM100 213V212H99ZM148 215H147V214ZM186 213V212H185ZM185 213H181L185 215ZM237 213V212H236ZM248 213V212H247ZM255 213V212H254ZM262 213V211H261ZM264 213V212H263ZM262 213V214H263ZM141 215V217H143L144 219H131L132 217H130L131 215ZM169 214V213H168ZM256 214V213H255ZM258 214V213H257ZM89 217H91V215L88 213ZM178 215V214H177ZM180 215V213H179ZM239 215V214H238ZM248 215V214H247ZM183 216V215H182ZM259 216V215H258ZM257 216V217H258ZM165 217V216H164ZM181 217V216H179ZM186 217V216H185ZM236 217V216H235ZM95 218V217H94ZM93 218V219H94ZM166 218V217H165ZM187 218V217H186ZM256 218V217H255ZM263 218H264V214H263ZM190 219V218H189ZM235 219V218H234ZM233 219V220H234ZM238 219V218H237ZM245 219V218H244ZM251 219V218H250ZM102 220V219H101ZM106 220V219H105ZM138 220V221H136ZM257 220V219H256ZM262 218L261 220L258 221V223H255V226L260 225V223L262 222ZM231 221V219H230ZM235 221V220H234ZM232 221V222H234ZM255 221V220H254ZM103 222V221H102ZM221 222V221H220ZM251 222V221H249ZM77 223H79L78 219H77ZM239 223V222H238ZM246 223V222H245ZM252 223V222H251ZM263 223V222H262ZM104 224V222H103ZM102 224V225H103ZM232 224V223H231ZM250 224V223H249ZM244 225V224H243ZM246 225V224H245ZM252 225V224H250ZM248 226V225H247ZM212 227V228H211ZM244 227V226H243ZM242 227V228H243ZM251 227V226H250ZM263 227V226H262ZM200 228V229H201ZM211 228V229H210ZM214 228V231H213ZM245 228V227H244ZM239 229V228H238ZM247 229V228H246ZM220 233V235H218V237L221 238L222 242H219L215 236L213 235V233L216 231ZM242 231V229H240ZM253 230V229H252ZM79 231V230H78ZM77 231V232H78ZM213 231V233H212ZM264 232V231H263ZM71 233V232H70ZM202 233V234H201ZM204 233V234H205ZM78 234V233H77ZM203 234V235H204ZM216 235V234H215ZM248 235V234H247ZM254 235V234H253ZM70 236H72V233L70 234ZM82 236V237H83ZM217 236V235H216ZM72 240H74V236H72ZM103 237V238H102ZM205 237V236H203ZM253 239V238H252ZM54 241L56 239H53ZM256 240V239H255ZM259 240V239H258ZM261 241V240H260ZM263 241V240H262ZM113 242V241H112ZM153 242V241H152ZM114 243V242H113ZM137 243V242H136ZM141 243V242H140ZM134 244V243H132ZM255 244H257L255 242ZM260 244V243H258ZM123 245V244H122ZM127 245V244H126ZM145 245V244H144ZM224 245V246H223ZM227 245V250L226 247ZM71 247V246H70ZM245 247L247 249H245ZM263 247V246H261ZM78 249H79V242H78ZM114 264H158L160 262V260H157V258H154L153 260H146L142 257L145 256H154V257H158V256H162V257H166L169 254H179V251H170L169 249H177L176 247H169L168 245L166 246H115L114 248ZM179 249V248H178ZM194 249V251H196L195 249H198V247H190L187 248V255L193 254V252H191ZM262 249V248H260ZM72 252H74V247H72ZM199 251V250H198ZM228 251L230 252V254H228ZM113 256V255H112ZM262 256V255H261ZM196 257V256H195ZM87 260V259H86ZM165 262L166 258L163 259ZM94 261V262H95ZM201 261V259H200ZM91 262V260H90ZM199 262V261H198ZM198 262H194V263H198ZM206 262V261H205ZM211 262V261H210ZM96 263V262H95ZM172 264H176L177 262H171ZM193 263V264H194ZM202 263V262H201ZM180 264H183L182 262ZM200 264V263H199Z\"/></svg>",
  "mask_w": 264,
  "mask_h": 264
},
{
  "label": "water",
  "instance_id": "obj_3",
  "mask_svg": "<svg viewBox=\"0 0 264 264\" xmlns=\"http://www.w3.org/2000/svg\"><path fill=\"white\" fill-rule=\"evenodd\" d=\"M83 1L84 0H75L74 4L75 5L82 4ZM122 2H123V0H120L115 5L101 6V9H102L101 26L98 29H96L95 31H93L91 34L87 35V39L85 40V42L82 44V46L79 49L80 52H82L90 44V42L98 35L99 32H101L102 30H108V27L106 25V13L108 10L112 9L114 6H116L117 4H120ZM127 70H128V67L125 69V71H127ZM142 73L144 75H148L149 77H151L153 79V81H155V82H160L162 84H165V85L171 87L172 89H175L179 92H182V93L192 97L194 100L200 101V102L210 106L211 108L216 109L235 128L236 132L240 134V136L243 138V140L246 143H248L249 145H251L257 151L258 155L264 159V150L252 139V137L248 133H246V131L243 129V127L240 125V123L222 105L214 102L213 100L209 99L208 97H206L200 93L195 92L192 89H189L188 87H186L184 85H181L177 82H174V81H172L166 77H163V76H161V75H159L153 71L142 69ZM109 81L114 82V83L129 85V86L146 88V89L150 88V85H146V84H142V83H136L134 81H126V80H122V79H116L113 77L109 78ZM2 138L5 140H10L11 142H14V143L26 145L28 147H35V148L39 147V148H42V149H45L48 151H52V152H56V153L69 154V155L78 154L80 156L81 152H82V147H83V145H82V104H81V88H80V85H79V97H78V139H77V146L76 147L68 148L62 144L55 145V144L48 143L45 141L26 140V139H23L20 137L16 138L13 136H5ZM78 165H80L79 166V178H80L81 174H82V169L80 168L81 162H78ZM171 187L173 189H175L178 196L183 197L182 194L180 193V191L177 189L175 184H171ZM186 206L189 207L190 209H193V213L196 216L202 215V217H201L202 223L205 225H208V227L210 226L209 222L206 221V218L203 216V214L200 211H198V210H197V212L194 211V203L189 198H186ZM79 207H81V202L79 203ZM213 231H214V228H213ZM213 231H212V233H213ZM213 235L215 236V238L219 242H222L221 238L218 237V235H220L219 232L216 231V233L214 232ZM78 242H79L78 264H82V233L81 232H79ZM224 248H226V250H227V245ZM228 254H230L229 251H228Z\"/></svg>",
  "mask_w": 264,
  "mask_h": 264
},
{
  "label": "crops",
  "instance_id": "obj_4",
  "mask_svg": "<svg viewBox=\"0 0 264 264\" xmlns=\"http://www.w3.org/2000/svg\"><path fill=\"white\" fill-rule=\"evenodd\" d=\"M145 257L148 258V260H149L150 258H153V259H154V256H145ZM161 257H162V256L160 255V256L155 257V258H157V260H159V259H162ZM153 259H150V260H153Z\"/></svg>",
  "mask_w": 264,
  "mask_h": 264
}]
</instances>
